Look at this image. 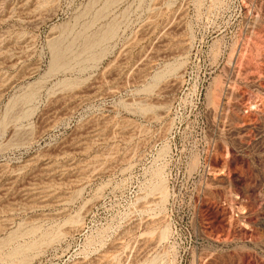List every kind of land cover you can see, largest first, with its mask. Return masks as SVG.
<instances>
[{"label":"rangeland","instance_id":"rangeland-1","mask_svg":"<svg viewBox=\"0 0 264 264\" xmlns=\"http://www.w3.org/2000/svg\"><path fill=\"white\" fill-rule=\"evenodd\" d=\"M0 264H264V0H0Z\"/></svg>","mask_w":264,"mask_h":264},{"label":"bare ground","instance_id":"bare-ground-1","mask_svg":"<svg viewBox=\"0 0 264 264\" xmlns=\"http://www.w3.org/2000/svg\"><path fill=\"white\" fill-rule=\"evenodd\" d=\"M111 31V30H110ZM112 32V31H111ZM91 39V38H90ZM88 39L89 41L87 42V45H89L87 48H91V46L90 45H95L96 44V42L94 43V41H91V40H93V39ZM87 41V40H86ZM58 42H56V44H57ZM98 43V42H97ZM59 45V44H58ZM57 45V46H58ZM59 47V46H58ZM62 48V47H61ZM57 49V48H56ZM55 49V50H56ZM63 49H57L56 51H55V54H54V62H55V66L58 64V62H65V61H63V59H64V56H65V52H64V50L62 51ZM53 65V64H52ZM59 67V66H58Z\"/></svg>","mask_w":264,"mask_h":264}]
</instances>
